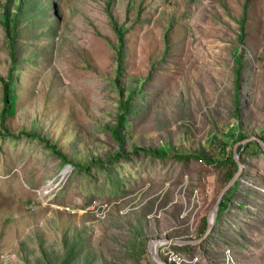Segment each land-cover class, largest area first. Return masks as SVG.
<instances>
[{
    "label": "rangeland",
    "instance_id": "obj_1",
    "mask_svg": "<svg viewBox=\"0 0 264 264\" xmlns=\"http://www.w3.org/2000/svg\"><path fill=\"white\" fill-rule=\"evenodd\" d=\"M27 1L13 63L0 0V112L13 77L0 116V264H62L69 251L68 264H153L148 239H196L236 170L221 162L237 129L264 139V0ZM121 92L136 93L122 122L130 155L114 160ZM193 152L208 160L183 159ZM243 152L244 208L223 211L227 243L194 250L198 264H264V155ZM92 201L107 203L103 217L77 209Z\"/></svg>",
    "mask_w": 264,
    "mask_h": 264
},
{
    "label": "trees",
    "instance_id": "obj_2",
    "mask_svg": "<svg viewBox=\"0 0 264 264\" xmlns=\"http://www.w3.org/2000/svg\"><path fill=\"white\" fill-rule=\"evenodd\" d=\"M27 2H28L27 0H5V3L3 5V9H4V12H5L4 14H5V17H6V20L4 21V27L6 28V35L8 36V40H10L8 44L10 46V50H11L10 55L12 57L13 63L15 62V57H14V52H13L12 49H13V46H14V38H15L14 34H15L16 22H17V20H18V18L20 17L21 14L24 15V13H22L23 9H25V8L28 9L27 6H24ZM247 2H249V0H247ZM9 13H13L14 14L13 18H12L13 21H11V20L8 21L7 20L8 16L10 15ZM246 14L247 13H246V10H245V12L243 14V17L241 19V21L243 22L242 29H241L240 34H238V38L242 39V41H243L244 36L246 35L245 30H244V24L246 22ZM113 29H114V31L117 34L118 47H120L118 49V52H120V57L118 59H119V61H121V59L123 57V32L121 31L120 28H117L116 24H113ZM237 57L241 58V62L242 63H241V67L240 68L234 69L235 73L237 74V80H236V85H235V90H234L235 91L236 101H238L236 93H237V89H238V79H240L241 70L243 68V61L242 60H243L244 54L241 53ZM120 71H121V68L119 67L118 68V74H119ZM3 81H4L5 88H6V91L4 93L5 105L3 107L2 112H0V116H1V119L5 121L7 113L10 112V102H11L10 100L11 99H10V95H9V93H10L9 87H10L11 83L13 82V77L11 75H8L7 76V80H3ZM132 94L135 95L136 93L132 92L131 95H129L130 97L124 98L123 95H122V92H121V97L118 100V107H117L116 121H115L116 124L114 123L113 127L110 129L113 138L119 143V150H118V152H115L114 156H113L114 160H117L118 158H122V157H125V156L127 157L128 155H130L129 152L123 150V138H124V136L122 135V131L124 129L122 128V122H124V120H125V118L127 116L129 117V115H132V114L128 115V113H130V107H129L130 106V101L133 99L132 98ZM234 109L237 110V106H235ZM1 129L3 131L6 130V126H5L4 122H3V127H1ZM0 133H1V131H0ZM30 135H31V138L32 137L38 138V136L36 134H34V133H31ZM248 137H250V136L247 133L243 132L240 129H237V133H236V135H234L233 140L231 142L234 145L235 142L243 140V139H246ZM261 139L264 141L263 138H261ZM40 140L44 144H47L49 148H52V147L54 148V146L53 145H49V143L45 139L40 138ZM227 144L228 143L226 141H224V140L220 141V146H221L220 150L223 149V147H226ZM252 144L257 146V147H259L260 150H261V146H260V144L257 141H251L250 143H246L245 145H240V146L237 147V152L240 153L241 161L244 162V160L242 159L243 158L242 155H244L243 151L247 147L252 145ZM137 150L144 151L145 153L146 152L147 153L150 152V155H152V153H154V155H153L154 158L158 157V158H162L163 159V158L167 157L166 156L167 153H165L164 151L147 149V148L146 149H141V148L134 147V148H132V150L130 152L136 153V152H138ZM261 153H262V155H264V152L262 150H261ZM58 155L60 156V153H58ZM175 155H176V153H174V155H173L174 158L176 157ZM196 158L199 161H201V159L202 160H206L207 159V158H203L202 156L199 155V153H196V152H193L192 155H187V157L186 156L183 157L184 160H190V159L196 160ZM66 159H67V157H66ZM214 163L218 164V161H216ZM221 163L224 166H227L228 164H230L231 166L235 167L236 170H237V165L235 164V162L233 160V157H232V151L230 153H228V155L225 156V158L223 159V161ZM66 164L67 165H72L71 162L68 161V160H67ZM62 166H64V165H62ZM72 167H73V165H72ZM230 174H228V176H227V181L233 175V174H231V175ZM241 176L243 177V175H241ZM242 177H240V179H237L235 184L223 196V198H222V200L220 201V204H219L218 215H216V219H215L214 225L212 226L210 232L204 238L202 243H200L198 246H172L173 250H175V251H177V252H179L181 254L183 253V255L184 254L187 255V257H191L193 255V251L196 250V249H199L201 254L204 257H209V256H207L208 251L213 250L214 248H216V244H217L218 239L221 240L222 238H224L223 241H225V243H227V238L223 234L224 232L222 231L223 226L226 224V218L224 217L223 211L226 208H227V211L229 209H233V210L234 209H238V210H240V209L244 208L245 202H238V196L234 195L236 193V190H237L236 185L238 184V181H240L242 179ZM233 187H234V190L232 191L231 189ZM229 193H230V195H229ZM245 196H248V194H245ZM222 203H224V205H222ZM227 213L229 214V211ZM198 226H199V228H198L199 231H198V233L196 235L197 238L200 237L201 235H203V232L205 230L206 215L201 219V221L199 222ZM71 252L72 251L68 252L67 257L64 259V263H62V264H68L70 262V259H71V256H72ZM164 260L166 261V259H164ZM207 261L210 262V259H208ZM222 261H223V259H222Z\"/></svg>",
    "mask_w": 264,
    "mask_h": 264
},
{
    "label": "water",
    "instance_id": "obj_3",
    "mask_svg": "<svg viewBox=\"0 0 264 264\" xmlns=\"http://www.w3.org/2000/svg\"><path fill=\"white\" fill-rule=\"evenodd\" d=\"M251 141H257L261 146V150L264 152V141L257 136H250L246 139L234 143L232 148V157L235 164L237 165V170L232 175V177L226 182V184L220 189L215 201H213L209 211L207 212L206 226L203 235H201L196 239L169 238V237L148 239L146 252L150 261H152L153 264H169L166 261H164L159 255V247L163 244H170L172 246H198L200 243H202V241L208 235L215 222V217L216 214H218L219 204L220 201L222 200V197L230 189V187L234 185L235 181L238 178H240L243 169L245 168L244 164L240 160V155H238L237 147L240 145H245L246 143H249ZM68 166L71 167V165Z\"/></svg>",
    "mask_w": 264,
    "mask_h": 264
},
{
    "label": "built area",
    "instance_id": "obj_4",
    "mask_svg": "<svg viewBox=\"0 0 264 264\" xmlns=\"http://www.w3.org/2000/svg\"><path fill=\"white\" fill-rule=\"evenodd\" d=\"M107 203H96L91 202L87 206L81 208H77L82 213H93L97 217L101 218L105 215V211L107 209ZM73 212H76V209H70ZM159 255L166 262L169 264H198V259L194 257H186L183 254L176 252L172 249V245L170 244H163L159 247ZM226 258L229 259V251H225ZM165 261V260H164ZM232 262L227 261V264Z\"/></svg>",
    "mask_w": 264,
    "mask_h": 264
},
{
    "label": "crops",
    "instance_id": "obj_5",
    "mask_svg": "<svg viewBox=\"0 0 264 264\" xmlns=\"http://www.w3.org/2000/svg\"><path fill=\"white\" fill-rule=\"evenodd\" d=\"M180 238H182V237H180Z\"/></svg>",
    "mask_w": 264,
    "mask_h": 264
}]
</instances>
